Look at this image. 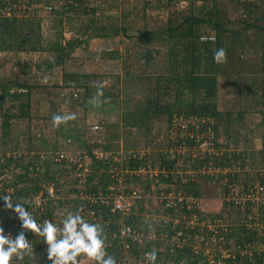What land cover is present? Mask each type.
<instances>
[{
    "label": "trees",
    "instance_id": "trees-1",
    "mask_svg": "<svg viewBox=\"0 0 264 264\" xmlns=\"http://www.w3.org/2000/svg\"><path fill=\"white\" fill-rule=\"evenodd\" d=\"M41 9L44 15H39ZM149 10L158 12L154 24L145 20ZM45 22L46 32L42 29ZM93 38L133 44L126 45L123 53L118 48L102 51L108 59L122 60L124 68V74L116 75L107 87L91 84L90 74L63 69L76 50L86 48ZM219 48L225 50L226 60L217 63L213 53ZM0 52L34 56L19 61L17 74L28 75L33 69L40 76L63 69L59 86L78 99L72 106L86 109L90 99L109 98L119 108L115 120L101 127L95 124L98 128L91 131L83 123L78 125L76 118L54 127L53 115H66L55 110L48 115L52 133L47 136L42 127V131L31 129L34 84L17 74L12 79L0 75V175L10 174L1 177L0 194L30 208L41 193L45 201L37 207L39 212L32 213L38 223L60 224V213L68 211L99 223L106 252L116 264H153L149 257L153 251L154 264H264V0H0ZM254 114L258 118L251 131L262 130L260 148H231L232 142L238 143L243 119ZM178 115L197 118L199 126H175L172 134V119ZM19 118L27 120L22 136L13 133ZM162 121L169 127L163 142L175 147L174 151L178 146L198 145L204 139L200 135L208 134L210 128L214 150L183 159L187 165L182 170L190 168L195 177L184 179L173 172L180 155L171 157L168 146L161 144L166 149L162 151L155 143L142 155L138 150L124 151L135 146L128 143L131 135L152 140L161 134L153 130ZM115 130L123 135V147L114 141ZM88 132L98 137L90 138ZM222 135L225 139L220 141ZM245 135L243 141L248 139ZM67 142L78 150L63 151ZM151 166L158 170L156 181L148 174L143 178L142 171ZM202 178L223 194L220 209L214 213L202 211L191 201L202 197ZM49 188L53 197L48 196ZM133 191L137 196L129 212L114 207L116 194ZM256 191L263 195L262 202L255 199ZM148 193L157 194L166 219L148 211ZM171 193L175 194L173 204L167 198ZM239 193L243 201L232 196ZM8 211L0 201L4 217L0 227L14 236L21 230L20 221L16 215L8 217ZM192 217L197 218L195 225L188 224ZM217 222L224 226L207 229V224ZM125 225L138 236L122 235ZM25 231L32 251L23 260L13 258L12 264H51L43 237ZM203 234L222 237L226 246L233 240L236 249L226 257L215 252L214 262L209 263L202 245L195 247ZM256 242L263 248L250 250ZM78 260L95 264L83 254Z\"/></svg>",
    "mask_w": 264,
    "mask_h": 264
},
{
    "label": "rangeland",
    "instance_id": "rangeland-1",
    "mask_svg": "<svg viewBox=\"0 0 264 264\" xmlns=\"http://www.w3.org/2000/svg\"><path fill=\"white\" fill-rule=\"evenodd\" d=\"M23 1V0H22ZM23 3V2H22ZM185 2H182L181 5H184ZM22 7V6H21ZM157 11H153V10H149L147 11V13L145 14V20L147 22V24H154L155 21L159 20V18L157 17ZM162 13V11H161ZM39 15H44V10L41 9L39 11ZM159 17H162V14L159 13ZM164 17V16H163ZM135 27L138 26V23H134L133 24ZM42 29L44 32L47 31V22L44 23V25L42 26ZM128 45V46H133L131 40H125V41H120L117 39H112V38H93L91 40H89L88 45L86 48H78L76 50V52L74 53V56L68 60L63 69L66 71H72V72H77L80 75L81 74H90L89 77V82L91 84H98L100 86L103 87H107L109 86V84L112 83V81H114V78L116 77V75L122 76L124 74V68H123V63L122 60L120 59H108L104 56H102V51L106 50V49H110V48H118L119 51L121 53L124 52V47ZM32 57V59L34 58V56H32L29 53H25V52H21V53H12V52H0V75L2 76H8L10 77V79L14 78V76L17 74L18 71V63L21 60H28ZM38 57V54H35V59ZM62 69V72H63ZM62 72H61V68H57L54 69L50 72H45L44 74L39 76V72L35 71L32 69V72H30L28 75L23 74L18 72L17 76L18 77H25L30 80L31 83L34 84V89L32 90V104H31V118L32 121L30 122V124L33 126L31 127L32 130H39L40 127H42L45 135L49 136L52 133V124L50 122H48V115L50 113H54L55 110L66 113V114H75V118L77 119L78 125H80L81 123H83V125L85 126V130H90L92 129L91 127L95 124L100 125L99 127H101L103 125V123L105 121H113L117 118L118 114H119V108L116 106L115 104L111 103V100L109 98H106L104 100L101 99H90L89 101V106L86 107V109H82L80 106H72V103L77 104L78 99L74 100L73 97L70 96V94H68L67 92L70 91L68 89H64L62 88L60 85L61 81H62ZM82 80L84 81L85 78H82ZM225 87L223 86L222 89L220 90V96L223 94H221V91L224 92ZM128 94H132V93H128ZM74 96V95H73ZM127 97V95H123V99ZM71 98V99H70ZM70 101H69V100ZM221 101V100H220ZM258 116L256 114L254 115H249L247 117V119L245 120V118L243 119V121H245V126L244 127H239V131H238V143L237 145H235L233 142L231 143V148H236L237 149H242L244 147L250 149V148H260L261 146V133L262 130L259 129L258 132L256 131H251L252 126L254 123H256ZM242 121V122H243ZM172 123H174L172 125V127H175L176 125H179V121L178 120H174ZM27 120L26 119H17L14 122V134H18L20 133V135L22 136V134L24 133L25 130H27ZM248 124V126H247ZM41 130V129H40ZM42 131V130H41ZM91 131V130H90ZM155 133L156 131H161V134H157V136L153 137V139L151 140V143L154 144H149V138L144 137V135H134V136H129V145H135L134 147H126L124 148L127 149V152L131 153L133 150H138V152H140V155H142L143 153L146 152H150V150L152 148H154L155 143H157V145H159V149H161L162 151L166 150L165 148H167L168 144L167 141L164 143L163 140L168 137L167 132H169V127L166 123V121H162V122H157L154 126V130ZM119 130H115L114 134L117 135V137L114 139V141H118V143H121V147H123V135L119 134ZM244 134H246L245 136L248 137V139L246 141H243V136ZM90 138H96L98 137V133H93V134H89ZM202 136V137H201ZM200 139H203L200 141V143L198 145L195 146H191L190 148H182V149H176V151H174V148H170L169 146V155L172 157L176 156V155H180V158H178V162L176 163V171H173L174 173L180 175L181 177L188 178V177H195L196 176V172H194L193 170H191L190 168H187L185 170H182L183 165H187V160H183L185 159L188 155H192V157H196V156H201L204 153H209L212 152L214 150V144L212 140V135L210 133L208 134H201L200 135ZM136 139V141H134ZM225 139V136H221L220 137V141H223ZM243 142H242V141ZM134 141V142H133ZM11 143V142H9ZM9 143H7L6 145H8ZM65 143V142H63ZM23 144H25L24 140H23ZM165 146V148L162 147V145ZM67 149L63 150V151H67L68 154L73 153L75 151H77V147L74 143L72 144H66ZM38 146L35 147V150H40V148H37ZM161 147V148H160ZM133 149V150H131ZM0 151H2L1 149V143H0ZM137 152V151H136ZM137 152V153H138ZM177 152V153H176ZM116 159H121V158H116ZM210 171H213L211 169H209ZM162 172V171H161ZM139 173V172H138ZM143 174V178H146V174H148V177L154 179L153 181H156L157 179V175H158V170L157 169H153V167H149L145 170L142 171ZM157 174V175H156ZM10 174L7 173L6 175L2 174L0 175V179L1 177H9ZM201 187H202V197H200L198 200H191L192 203H196V205L204 212H216L220 209L221 203H222V199H223V194L221 193L220 189L212 183H208L206 182V180H204L203 178L201 179ZM154 185V184H153ZM164 184H160V187H164ZM141 189V188H140ZM154 189V188H153ZM140 191V190H139ZM141 192V191H140ZM41 194V193H40ZM175 194L171 193L169 196H167L169 203L173 204L175 203L174 201V197ZM234 196V198L237 199V201H243L244 196L243 194L239 193L238 195H232ZM146 197V208L149 209L148 211H150L151 213H158V216L163 217V219H166V217L160 213L161 210L159 209V203H160V199L157 198V194H145ZM255 199L259 200V202H262L263 200V195L262 194H257V191L255 192ZM135 199V198H134ZM134 199H131L129 202L133 203ZM35 201V202H34ZM34 203H37V201H40L39 198H35L34 199ZM256 208H254V210L256 211ZM157 209V210H156ZM157 211V212H156ZM242 219V218H241ZM197 221L196 217H192L191 221L188 222L189 225H195ZM200 226L203 225V223L201 222L199 224ZM207 229L209 230H213L216 228H220L223 227L224 225L221 223H215V224H207ZM220 226V227H217ZM217 233V232H216ZM179 235V234H178ZM176 235L178 238L179 236ZM175 237L174 241L176 242L178 240V238ZM190 236H186L185 238V242H187L188 238ZM205 237V239H204ZM165 236L162 235L161 236V240H164ZM198 241H200L201 239L203 240V244H199L198 241L195 244V247H199V245L202 248V251H204V253L208 254L209 258H213L214 253L217 251H220L222 253V256L226 257L227 254L230 251H233L236 249V246H234V241L230 240L228 242L229 246L225 245V241L221 240L222 237L217 238L215 236H209V238H206L205 234L202 235V237L200 236L199 238H197ZM183 240H180L178 242H182ZM163 248V246L161 245V249ZM262 249L263 245H260L259 243H255L254 247H252V249L250 248H244L245 250H254V249ZM36 254V253H35ZM40 259V257H38Z\"/></svg>",
    "mask_w": 264,
    "mask_h": 264
},
{
    "label": "clouds",
    "instance_id": "clouds-1",
    "mask_svg": "<svg viewBox=\"0 0 264 264\" xmlns=\"http://www.w3.org/2000/svg\"><path fill=\"white\" fill-rule=\"evenodd\" d=\"M213 60L217 63L224 62L225 50L216 49ZM72 119H75V114H56L52 117V123L54 127H58ZM0 201H3L6 210H11L16 215L21 228L13 236L11 233L6 234L3 227H0V264H12L13 258L23 260L32 251L25 230H31L43 237L47 246V259L51 264H81L78 260L81 254L95 264H116L115 259L106 252L102 225L89 222L78 211L60 213L63 217L60 224L50 220L38 223L25 204L14 201L12 196L0 194ZM149 257L154 264L156 252H151Z\"/></svg>",
    "mask_w": 264,
    "mask_h": 264
},
{
    "label": "built area",
    "instance_id": "built-area-1",
    "mask_svg": "<svg viewBox=\"0 0 264 264\" xmlns=\"http://www.w3.org/2000/svg\"><path fill=\"white\" fill-rule=\"evenodd\" d=\"M49 8V7H48ZM9 11V10H8ZM174 120H178L179 121V125H176V126H182V127H185V125L187 124V123H189V124H194L196 127H198L199 125V120H197V118H195V117H188V118H184L183 116H181V115H178V116H174L173 117V119H172V122L174 121ZM204 120H206L205 118H203V119H201L200 120V123H201V121H204ZM174 123H172V125H173ZM98 128V126L97 125H93L92 126V129L94 130V129H97ZM175 127H172L171 126V129H170V132L172 133V134H174L175 133ZM206 133H210V128H208L207 129V132ZM189 134H191V136H192V133H191V131H189ZM211 134V133H210ZM182 148H185V146H178V149H182ZM63 154L64 153H60V157H63ZM48 196L49 197H53V191H52V188H49L48 189ZM136 196H137V194H136V192L135 191H133L131 194H116L115 196H114V207L116 208V209H118V210H120V211H122V212H129L130 210H131V208H130V206H131V203L129 202L131 199H134V198H136ZM182 197V196H181ZM37 198H39V200L40 201H37V203H34L33 205H31V207L30 208H28L30 211H31V213H34V212H39V208L37 209V207L38 206H40L41 204H43V202L45 201V198L44 197H42V195L41 194H39V195H37ZM35 202V201H34ZM13 215H15L13 212H11V210H9L8 211V213H7V216L8 217H12ZM3 220H4V217H3V215L0 213V224L3 222ZM121 233H122V235H132L134 238H136L138 235H137V233H132L131 232V229H130V227L128 226V225H125L123 228H122V230H121ZM208 262L209 263H212V262H214V260L213 259H211V258H209L208 257Z\"/></svg>",
    "mask_w": 264,
    "mask_h": 264
}]
</instances>
